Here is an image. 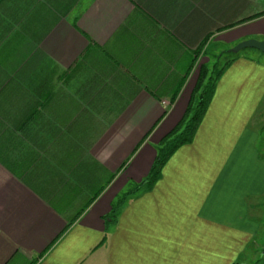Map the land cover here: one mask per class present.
<instances>
[{
	"label": "crops",
	"instance_id": "crops-1",
	"mask_svg": "<svg viewBox=\"0 0 264 264\" xmlns=\"http://www.w3.org/2000/svg\"><path fill=\"white\" fill-rule=\"evenodd\" d=\"M246 39L264 41V0H0V264L252 262L259 58L230 62L192 142L104 222L183 117L195 66Z\"/></svg>",
	"mask_w": 264,
	"mask_h": 264
},
{
	"label": "trees",
	"instance_id": "trees-1",
	"mask_svg": "<svg viewBox=\"0 0 264 264\" xmlns=\"http://www.w3.org/2000/svg\"><path fill=\"white\" fill-rule=\"evenodd\" d=\"M233 57L227 60L220 68H215L212 75L207 77V69L201 66L197 75L196 83L186 107L183 117L160 142L156 149V156L146 177L138 184H132L127 190L118 196L112 203L108 215L104 218L106 225L113 223L118 215L120 207L125 199L132 193L140 189H151L153 184L159 179L161 170L171 155L181 146L191 143L194 134L206 112L211 100L215 83L222 71L230 64ZM139 189V190H138Z\"/></svg>",
	"mask_w": 264,
	"mask_h": 264
},
{
	"label": "rangeland",
	"instance_id": "rangeland-1",
	"mask_svg": "<svg viewBox=\"0 0 264 264\" xmlns=\"http://www.w3.org/2000/svg\"><path fill=\"white\" fill-rule=\"evenodd\" d=\"M239 42H241V41H239ZM239 42L232 43L230 45L219 46L218 48L220 51L218 53H216L215 55H211V53L213 52L212 51L213 49L209 48V50L207 51V54H206L208 60H206V59L202 60V61H207L204 65V67L207 69V72H206L207 77L212 75L213 72H211V71L213 69L220 68L227 60H229L233 57H237L239 55H244V56L249 57V58H251V57L252 58H259V60L264 61V57L259 56V55H261L260 52L255 50V49H252V48H245V49L239 51L238 53L229 52V49L234 47ZM202 63L203 62H199L195 66V68L192 72L193 76L198 75V72L200 69L199 64H202ZM193 89H194V87H193ZM193 89L190 93V97H191V94L193 92ZM189 100H190V98H189ZM165 105H167V104H165ZM262 112H264V104H263ZM259 113H260V111H259ZM259 113H258V115H256V118H254V120H252V125L256 130H258L260 132L258 142H257V148H258L259 152L261 153V155L264 156V132L261 133V130L264 131V117L262 118ZM130 186L131 185H128V187H130ZM141 190L142 189H140V191ZM262 224H263V228H262L263 231L259 234V239H258V242L256 245V251L252 257L253 258L252 262H250L248 264H264V223H262Z\"/></svg>",
	"mask_w": 264,
	"mask_h": 264
},
{
	"label": "water",
	"instance_id": "water-1",
	"mask_svg": "<svg viewBox=\"0 0 264 264\" xmlns=\"http://www.w3.org/2000/svg\"><path fill=\"white\" fill-rule=\"evenodd\" d=\"M245 48H252L259 52L264 53V41L256 40V39H247V40L239 42L234 47L229 49V52L238 53L239 51Z\"/></svg>",
	"mask_w": 264,
	"mask_h": 264
}]
</instances>
